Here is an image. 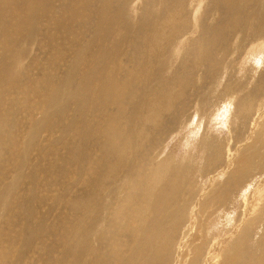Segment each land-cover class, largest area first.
I'll use <instances>...</instances> for the list:
<instances>
[{
    "label": "bare ground",
    "instance_id": "1",
    "mask_svg": "<svg viewBox=\"0 0 264 264\" xmlns=\"http://www.w3.org/2000/svg\"><path fill=\"white\" fill-rule=\"evenodd\" d=\"M97 1H99V0H97ZM101 1H103V7L98 6L99 8L97 9L96 12H98L99 16H102V17L104 16L105 20L107 19L106 23H104L102 28L99 27L97 24L96 25L94 24V26L88 27V25L85 21V12L82 10L81 4H79V0H0V143L2 144L3 138L7 137L6 130L9 127H11V125H13L11 118L14 115L15 116H17V115L21 116V118H23V120L21 118L20 119L22 121H24V123L29 124L28 127H26L27 132H29V134L28 133L24 134L25 133V131H24V133H22L20 139L17 140V141H19V147H20L21 143H22V145L24 144L23 145V149H24L23 152L24 153L26 150H29V147H31L35 143L36 140H38L39 136H41L42 133L44 134L47 131H53L55 134L56 133L59 134L58 141L50 140V139H52V137H54L55 134L52 137H50L48 145L46 147L47 151H46V153H44L45 155L43 156L42 153H41L42 156L39 155V160H40L39 162L40 163L37 165V168L35 170H33V168H31L33 171H29V172H25V171H27V167L25 166L27 163V156L23 154L24 156H18L16 158L17 155H14L13 150L15 148H17V146L16 147L14 146L15 148L13 149L12 145H10V147H8V148L7 147L4 148L0 145V243L2 241H5V244L7 245L6 248H8L11 252V253L10 252H8V253L10 254L11 258L15 259L14 261L7 262V264H25V263L33 264L32 260L35 257V255L31 259H28V258H26V256L28 255L27 251H34V252H38V253L41 252L42 253L43 246H40V244L44 243V242L39 243V242H36L33 240V239L39 238V239L45 241L46 237H44L42 235V233L47 236V240H48V238H52L51 241H52L53 246L56 245L57 247H60V249H62V251L58 250V252H59L58 254L55 252L57 255H55V253L51 254V255L49 253H46L43 255L40 254L37 258V260L39 259V261H40V263L37 261L39 264H105L103 262V260L99 258L101 255L98 254V248H99L98 246L99 245H97V243H96L95 248L89 249L87 247V241L84 240L80 249L76 252H73L70 249L69 242H71L70 241L71 234H73L77 231L83 230L84 229V222L91 217V213H93L94 211L96 212L99 209V207H101V205L98 204L99 203V195L101 194L103 196V194H104V195H106L105 199L113 201V197H112L114 195L113 193L116 192V194H117L118 191L121 192V196L119 195L120 197L115 199L116 200L115 205L120 206L119 208L122 209L123 212L129 214L128 220L131 221L132 224L133 223L135 224V226L133 225L132 229L136 232V234H134L135 237L132 236L133 238L131 239V243H130L132 245L130 246V248L127 249L126 251L120 250V252H122V253L118 252L119 255L117 254L118 256L116 255V258L113 259L114 264H180V261L182 259L181 254H182L184 248L187 246V244H191V242L194 240L193 237L196 234L200 237V238L196 239L200 243L198 246H196V243H194L192 247L193 248L196 247L195 249L197 251H201V249L198 247L203 246V240L210 243L211 238L213 239V241H217V240L221 239V237H222L221 233H217L216 237H209L208 238L207 231H206L207 229L204 230V227H206V226H204V225H206V222H205L206 219H204L202 217H201V219L199 218L200 221L198 222V226L196 225V223H197L196 221L199 219H197L196 221L195 220L191 221L190 224H187L189 222L182 221L181 216L180 217L176 216L179 220L177 218H176L177 220L172 219L170 221L169 220L163 221L161 219L162 218L161 216H163V215L165 216V213L169 209L173 208L174 207L173 205L175 203H177L176 202L177 198H175V197L173 198V196L178 194V193L175 194L176 192L174 191L175 193H173V194H175V195H170L169 197H167L166 192H165L166 194H164L163 191L162 192L158 191L159 194L156 193L157 187H161L163 184V183H161V181H162L161 177H163L162 174L164 173V169H165L164 167L166 165L165 163L174 164L175 167L174 166H172V167H174V169H179L180 167L183 166L182 165L183 159H178V163H176L175 161L177 158L176 159L174 158L175 155L173 153H169V155L171 154L170 159H167V156L160 158V161H161L160 163H163V164H161V165L155 164L153 166H150V164H149L150 167L146 168L147 164L141 165L140 160L136 159V154H135V149L137 147H140L141 144H145L146 150H147L146 153L151 154L152 151H154L153 147L156 146L154 144L157 143L159 140H161L162 137H163L162 141L164 140V138L166 137L167 131L163 130V131H165V132H163L160 130H153L152 129V131L148 132L149 130L145 128V124H147L149 119H150V121L152 119L156 120L157 116H161V115L163 116L164 113L171 111V109H173V106H175L177 104L176 101L178 99L181 101L182 98L180 99V97L185 96V95L184 96L182 95L183 90L181 89L182 88L181 84H179L178 81L173 84V83H169V82L166 83V82H164L165 80L163 81V79H162L163 82H162L160 87H153L154 78L152 76H150L148 73H146V71H147V68H150L152 66L150 61H152V63H154V64H156V62L159 61L157 65L158 66L162 65V67L164 66V62L162 60V54L160 52H162L163 49L165 50V45L170 44L169 39L173 38L175 31L178 32L179 30L186 28L185 22L187 21V18H185V15L182 13L181 9L177 10L173 7V4H172L173 0H158L160 2V5H163V13H165L166 16L169 15L173 20L177 21L179 26L177 25V23L175 24V21H172L169 18H166L165 22L163 24L164 27L163 28L161 27L162 32L158 33L152 27H149L146 24V22L141 24L139 27H136L135 24L137 22H135V21L132 22L131 21L132 17H131L128 21L129 23L126 22L122 25V28L125 31L123 32V29L121 30V27H120L122 34L121 33L117 34L116 33L118 30L117 25H116L118 23L117 18L121 14L129 13L128 12L129 10L126 9V6H124V4L128 5V3H130L132 0H119V2H120L119 8L120 9H116V10L114 9L113 10L114 11L113 13H115L114 15L110 11V9H112V4H108V5L106 4L107 2H110V1H108V0H101ZM200 1H202V0H200ZM199 3H198V6H199ZM105 4L107 6H105ZM149 4H151V3H149ZM181 5H182L183 11L185 13H187L188 10H187L186 3H182L179 6H181ZM188 5H190V4H188ZM104 6H105V8H104ZM145 6H146V4H145ZM91 7H93V6H91ZM153 7H155V6H153ZM153 7L151 8V6H150L151 11L153 10ZM196 7H197V3H196ZM64 8H65V10H64ZM116 8H117V5H116ZM131 11H133V10H131ZM149 11L150 10H147V12H149ZM209 12H210V14L212 13V15L218 14L219 19L215 20V23H213L211 25H207V23L205 24V26L203 27V30H201L200 34H199L203 37H198V39L195 41L196 47L201 48L204 46V48H206L205 46H208L210 48V50H213V53L216 52V54H217V51H219L221 49L223 51L226 50L227 49L226 45H227V43L229 44L228 41L230 40V38L235 37L236 42H237V50H238V48L241 50L244 49L246 51L247 61L251 62V63H248L245 60H244V62L241 60L244 64L240 63L241 65H239V66L241 68H243V70L242 69H240V70L244 71V68L249 66L250 70L248 71V75L250 74V77H249L248 81L254 80L255 78L253 75H255V72H256V70H254V69H256V67H258V66H256V64L258 63L259 55L261 54V52L263 53V50L261 49V47L264 46V0H214V3H211V7L209 9ZM98 14H97V16H98ZM149 14H150V12H149ZM145 15H146V13H145ZM154 17L157 20L158 19L159 20L157 22H155L153 25L160 24L162 19L160 20V18H159L160 16H159L158 12H157L156 16H154ZM109 22L111 23V25H110V27L106 28V26L108 25ZM193 22H194V19H193ZM84 25H87V26H84ZM118 25H119V23H118ZM113 26L117 30L114 29ZM197 26H198V23L194 22L193 25H191V29L197 30ZM97 30H99V31H97ZM120 30H118V31H120ZM89 31H93V33L89 32ZM197 31H199V30H197ZM136 32H139V34H141V33L144 34L146 43L145 44L143 43L144 44L143 47L140 46V48H135L137 50V56H130L131 53H130V55H125V54H128V53H126V51L128 52V50H129V49H127L126 51H123V49L129 48V46L125 42L128 43V40H129L130 46L131 47L135 46L136 44H134L135 42L133 41L132 37H135ZM22 33L24 34V38L21 36ZM94 33H96V35H97L96 39L91 40L90 38L86 37V36H92ZM15 34H17L16 37L14 36ZM163 34L166 36V44L160 42L161 36ZM207 35H208V37H207ZM179 37H180V35H179ZM78 38H86V39L85 40L83 39V42H82ZM206 38H208V39H206ZM21 39L26 43L25 48L29 46L31 49L32 48L35 49L36 46L39 47V45L40 44L43 45V43H44V45L51 44L50 46H48L49 50H51V53L48 56L49 58L47 57L46 61L44 59H43L44 61H41V58H40V60L38 59L40 62H42V63L44 62V66H47V69H49L48 70L49 72L46 75L44 72V67L39 63V61H37L33 58H32L33 60H31L28 64H24L21 61V59L25 56V48L23 50H21L19 48V47L24 45L21 42ZM97 40H99L100 45L97 44ZM138 40H140V39H138ZM94 44L98 45L97 48H95L96 46L94 47ZM88 47H90V48L88 49ZM122 47H123V49H121ZM158 47H159V51H157ZM196 47L194 48V50L197 52V54H196V58H197L198 57V51H197ZM39 48H40V51H42L41 50L42 47L40 46ZM87 49L89 50L88 52H86ZM37 51L35 53H37ZM139 52H140V55H139ZM234 52H236V51L234 50ZM84 54H85L86 58H88V57L90 58L89 61H86V59L85 60L82 59ZM40 55H41V53H40ZM232 55H234V53ZM244 55H245V53H244ZM4 56H9V58L6 61H4L3 60ZM215 56H217V55H215ZM28 58H31V57L29 56ZM43 58H46V57H43ZM23 59L26 60L25 58H23ZM260 59H261V57H260ZM175 60H177V59H175ZM204 60H205V57H204ZM213 60H215V59H213ZM250 60H252V61H250ZM66 61H68V63L62 64V63H65ZM203 62H205V61H203ZM207 62H208V60H207ZM245 62H247L248 64H246ZM173 64L175 65V62H173ZM66 65L68 67H70V69L69 70L66 69L67 72H65V73H67L68 77L63 82L60 78H61V76L62 77L64 76V75H62L64 73L63 70L65 71L63 66L65 67ZM75 66H78V70H79V72H81L80 77H79L80 74L79 73L77 74V72H75V69H74ZM61 67L63 69L61 72H63V73L61 74V76L57 75L60 77L57 80L54 78L52 73L57 72L60 74L61 73L60 72ZM214 67L216 68L215 65H214ZM259 67H260V62H259ZM21 68H24L23 72L25 73L22 80L18 79L19 77H21V75H19V74H18L19 75L18 78L14 77L15 74H17L18 69H19V72H20V70L22 71ZM208 68H209V66H208ZM15 70H16V73L14 74ZM209 70L211 71V68ZM214 71L216 73V70H214ZM213 72L210 74V76H213L212 75ZM244 72H241L242 75L245 74ZM75 73L77 74L75 76H76V80L78 79L77 80L78 82L75 81V83H73L74 78H75L74 77ZM164 73H166V72H164ZM206 73H207V71H206ZM204 74H205V72H204ZM256 74H257V72H256ZM55 75H56V73H55ZM166 75H168V74H166ZM217 75H219V74H217ZM171 76L173 77V74H171ZM219 76H221V75H219ZM252 76L254 79H251ZM176 77H178V76H176ZM197 77L199 78V76H197ZM217 77L215 75V79ZM96 78L98 81L96 80ZM213 78L214 77H212L211 79H213ZM221 78H219V79L222 81ZM54 79L57 80V82ZM179 79H181V78H179ZM219 79L218 80L213 79V80L216 81V83H218V81L220 83ZM208 80H210L209 77H208L207 81ZM168 81H170V80H168ZM173 82H174V80H173ZM197 82H199V81H197ZM233 82H235L234 86L247 85L248 84V83L247 84L243 83V79H237V80L235 79V80H233ZM262 82H264V81H262ZM255 83H257V82H255ZM255 83H254V86H255ZM212 84H214V82ZM199 85H201V84L199 83ZM202 85H203V83H202ZM220 85L221 84H219V86ZM258 85H256V88L253 87L254 89L251 92L252 96H250L248 98V99H250L248 104L246 103L247 99L245 98V100H244L242 97V95H245V92H244L245 90L242 91V92H244V94H240L244 103L247 104L246 109H244V108H242V109L245 110L243 116L248 117V120H251L252 114L255 113V112H253L255 106L252 104L250 105V103L253 101L254 96L259 97V95H257V94L259 92H262V88H261L262 86L259 85L260 87L258 88ZM210 86L212 87L211 84H210ZM214 86L215 85H213V87ZM217 86H218V84L216 85V87ZM206 87L207 86H205L204 88H206ZM207 88L209 90V87H207ZM230 88L227 89L224 93L226 96L230 95V97H231V95H233V92L231 91ZM245 88H247V90H248L247 86ZM190 89H191V87H190ZM218 89H217V91H218ZM240 89H241V87H240ZM247 90H246V92H248ZM263 90H264V88H263ZM198 91L200 92V89ZM201 91H203V90L201 89ZM249 91H251V90H249ZM189 92L192 95V92L190 90H189ZM199 92L198 93L195 92V93L200 94ZM206 92H207V90H206ZM221 93H222V91H221ZM185 94H187V93L185 92ZM237 94H235L234 97L235 96L237 97ZM205 95H206V93H205ZM249 95L250 94H247V96H249ZM202 96L203 95H201L199 98H201ZM189 97H190V95H189ZM244 97H246V95ZM5 98H7L9 101L7 102V100H6L7 103L4 104V103H2V100ZM17 98L20 99V102L22 101V103L20 105L15 103V100ZM191 98H192V96L190 98L187 97L186 102L183 101L184 103H181V104L176 106L178 109L171 111L172 113L169 114L170 116L168 115V118H170L169 119L170 123H173L176 120V117L179 115V113L182 110H183L182 111L183 114L186 112L185 110H187V111L190 110L189 109V107H190L189 103L192 101ZM194 98H195V96H194ZM233 98H231V99L229 98L230 101H232ZM197 99H196V101H197ZM121 100H123V103L125 106H129L130 110H127L128 108L126 107L127 108L126 109L125 106L120 103ZM208 100H210V99H208ZM211 100H213V98ZM239 100H241V99H239ZM239 102H242V101H239ZM253 102H255V101H253ZM192 104H194V103H192ZM229 104H231V103L227 102V107H228L227 110L229 111V109L232 108V109H230V111L232 112V110H233L232 104H231V107L229 106ZM246 104H245V106H246ZM196 105H199V104H196ZM224 105H225V102H224ZM242 105H243V102H242L241 106ZM56 106H58L57 107L58 109L61 107L65 111L59 112V111H57L58 109L52 108V107H56ZM205 106H206V104H205ZM221 106H223V104ZM109 107L111 109L115 108V111L109 110ZM239 108H240V105H239ZM236 109H238V108H236ZM217 110H218V107H217ZM217 110H215L216 112L214 111L215 115L216 114L220 115L217 113L218 112ZM223 110H225V109L223 108ZM227 110H225V111H227ZM203 112L204 111H201V114ZM219 112H220V110H219ZM263 112H264V110L260 113V115H263ZM229 113L230 112H228V114ZM197 114L198 113H196V115ZM201 114H199V115H201ZM228 114H226V116H228ZM237 114H238V112H237ZM237 114L235 115L236 118H238ZM190 115L192 116V114H190ZM217 115H216V117H218ZM231 115H234V114H231ZM216 117H214V118L217 120V122H218V120L220 121V119H217ZM230 117L232 118L233 116L229 115V119L232 120ZM116 118L119 119L120 123L117 121ZM160 118L162 119V117H160ZM186 118L187 117L184 118V116H183L181 118V120L178 119V121H180V122L177 121V125H181L180 123H183V122L185 123ZM214 118L211 117V119H213V120H209L211 122L213 121L212 126L213 125L214 126H220V124H219L220 122H218V125L213 124V123H216V122H214L215 121ZM32 119L36 120V122L32 123L31 122ZM233 119H234V117H233ZM257 119H258V121H256V122H258V124H260L259 123L260 118L257 117L255 120H257ZM56 120H58V121H56ZM230 120H229V122H230ZM238 120L239 119H237V120L235 119V122L239 124V122H237ZM248 120L246 119L245 122L248 123L249 122ZM160 122H161V120H160ZM196 123H198V121ZM236 123L234 125H236ZM198 124L200 125V123H198ZM238 124L236 127H238ZM255 124L256 123L250 124V129L248 127L249 134H248L247 138L249 137V140L246 141V143H247L251 140V142H249V143H252L254 145V147L251 148V146H249L250 149H246L249 147H243V145H240L236 150L234 149L235 150L234 153L228 154L226 160L223 158L225 160L224 166L221 167L222 168L221 172L220 171L217 172V175L219 174V172H220V174L224 175V173H223L224 171H227L230 168H232L231 170H229V171L233 170V172H231V173L236 172L237 174H241L243 176V174H242L243 169L246 168V166L248 164H250L254 159H255V161H257L261 165V167L263 166V168H264V144L260 143L261 141H264V139L261 140L262 139L261 133L258 132L260 130L256 129L257 125H255ZM209 125H210L209 126L210 128H208V129L214 130V128L213 129L211 128L210 123H209ZM230 125H231V123H230ZM230 125H229V128L231 129L233 126H230ZM242 125H243V123L241 125H239V127H238V128H240V130H241L240 126H242ZM205 126L208 127V125H206V124L204 125V127ZM244 126L246 127V124ZM3 127L6 128L4 133L1 132V128H3ZM172 127H174V126H172ZM258 127H260V126H258ZM16 128H17V126H16ZM29 128H30V131H29ZM52 128H55V129H52ZM148 128H149V126H148ZM170 128H171V126H170ZM242 128H243V126H242ZM150 129H151V127H150ZM217 129L218 128H216V130ZM168 130H171V129H168ZM205 130H207V129H205ZM197 132H198V130H197ZM232 132H233V130H232ZM240 133H242V132H240ZM190 134H188V135H190ZM219 134H220V132H219ZM15 138H16L15 135L11 136V140L14 143H15ZM203 138H205V137H203ZM227 138H229V137H227ZM183 139L185 140V138H183ZM188 139H190V138H187V140ZM232 139H234V138L232 137ZM41 140H42V136L39 138V141H38L39 145L35 146V148L33 150H35V151L40 150L39 146L41 144ZM168 140L170 141V139H168ZM202 140L203 139H201L200 141H201L203 147L209 143V141H207V140L203 141V142H202ZM224 141L222 143H225ZM179 142H181V139L179 140ZM237 142H238V140H237ZM36 143H37V141H36ZM187 143L188 144L186 147H189L190 141L188 140ZM235 143H236V141L234 142V144ZM246 143L244 142V144H246ZM258 143H259V145H258V147L256 146L257 148L255 149V145ZM182 144L183 143L181 142L180 145H182ZM209 144L213 145L212 143H209ZM225 145L226 144H223V146H225ZM231 145H232V142H231ZM216 146H218V145H216ZM181 147L180 148L176 147V148L181 149ZM220 147H222V146H220ZM2 148H3V151H2ZM212 148H214V145ZM192 150L194 151V149H192ZM208 150H209V147H208ZM216 151H215V153H216ZM140 152H142V151H140ZM157 152H159V151H157ZM190 152H186L187 153L186 157ZM197 153H199V152L197 151ZM200 153H201V156L200 155L199 156L203 158V156H202L203 153L202 152H200ZM16 154H18V153H16ZM176 154H177V151H176ZM193 154H192V156H193ZM205 154H206V152H205ZM210 154H211V152H210ZM30 155H32V153ZM148 155L149 154H147V156H145V157L147 158ZM156 155L158 156V154H156ZM159 155H161V154L159 153ZM206 155H209V153ZM183 156L185 157L184 154H183ZM195 156H197V155H195ZM234 156H236V157H234ZM34 158H35V156H34ZM206 158H205V160H206ZM213 158H215V160H216L215 156ZM15 159H17V160L15 161ZM152 160L153 159H151V161ZM157 160H158V157H157ZM170 160H171V162H170ZM196 160H197L196 158L192 157V159H188V160L186 159V163L185 162L184 163L188 164L189 166H191V164H192V166H193L196 163ZM201 160L203 161V159H201ZM147 161H149V159H147ZM154 161L156 162V160H153V162ZM211 161H213L212 158H211ZM217 161H219V160H217ZM207 162H208V160H207ZM209 162H208V164H209ZM28 163L31 164V162H28ZM145 163H147V162H145ZM210 163H211L210 164L211 167H212V165L216 164V163H212V162H210ZM205 167H203V168L205 169ZM253 167H255V166H253ZM182 168L186 169V166L184 165ZM182 168H181V170H182ZM7 169H12L13 172L15 170V173L13 176H10V173H9V176L14 177V178H12L11 182L7 181V183L5 185L6 188H4V186H2L4 184V182H2V181H4L5 178L2 179V176L7 174ZM200 169H201V167H200ZM206 169L208 170L207 167H206ZM37 170H39V172H40V170H42L44 172L43 173L44 175L41 172L39 173V174H42L44 176L43 177L44 179H42L40 177L42 179L41 182L45 181L46 183H48V185L46 187L49 188V190H50V188H52L51 183H53L55 180V179L51 178V175L54 178H55V175H57V174H59L61 176L63 175L62 176L63 179L60 177L59 178L62 179L61 180L62 186L64 185L62 188H64V190L62 193H60V194L58 193V196L55 197L56 200H54L55 198L53 199L54 203H52V205L51 204L47 205L45 202H43L48 207L50 206V208H47L48 210L46 209L47 211L45 212V214H44V212H42L44 214L42 220H40V218H39V221L37 223H33L31 221V219L34 216L33 205L36 203V201H38L37 195H36L37 189H36V187L34 188V185L31 184L29 186H31V187L33 186V187L30 191H28L29 187H28V189H25L27 187L23 188L22 185L24 182H22V180L27 178V177L23 178V175L24 176H27V175L32 176L33 175V177H35V175L37 176V173H36ZM195 170H197V169H195ZM207 170H205V171H207ZM262 170H260V171L262 172ZM178 171H180V170H178ZM190 171H192V169ZM119 172L123 173V177L125 179L124 182L122 183L123 185L121 187V183H120L121 181H120L117 184V186L114 187L115 189H113L111 191V190H109V186H107V188H106V183L110 182L109 181L110 177H113V175H118ZM167 172L169 173L170 171L167 170ZM183 172H184V170H183ZM193 172L194 171L190 172V174ZM186 173H187V175H190L188 172H186ZM186 173L184 172L185 175H186ZM201 173H206V172H204V170H203V172L201 171ZM207 173H208V171H207ZM236 173H234V174H236ZM244 173H245V171H244ZM174 174H176V173H174ZM209 174H210V172H209ZM263 174H264V172H263ZM197 175H200V174L198 173ZM217 175H215V176H217ZM225 175H227V174H225ZM258 175H260V174H258ZM215 176H212L211 178H214ZM247 176H249V175H247ZM250 176H252V175H250ZM33 177H31V178H33ZM68 177L71 179H69ZM181 177L180 178L178 177L179 183H182V184L185 182H187V184L190 183L188 181L190 179V177L188 180L185 179L184 177L183 178H181ZM193 177L198 178L194 175H193ZM232 177H230V181L228 184L237 183V179H235V177L234 178H232ZM170 178L171 177H169V179ZM205 178L206 177H204V179ZM227 178H226V181H227ZM52 179H53V182H51ZM201 179H203V178H200V180ZM8 180H9V177H8ZM28 180H30L28 182H31L34 179H28ZM36 180L38 183L39 178ZM118 180H120V178ZM197 180H198V182L200 181L199 179H197ZM172 181H173V179H172ZM193 181H194L193 183H196L195 180H193ZM216 181L215 182L218 183L219 180H216ZM221 181H224L223 183H225V179L221 180ZM252 181H254V180L252 179ZM198 182L195 186L192 185V183L190 185L193 186L192 189L194 188L193 193L200 195L199 190H197V188H198V186H200L199 184L202 183V180L200 183H198ZM25 183L27 184V181H25ZM32 183L33 184L36 183L35 180ZM204 183H205V181H204ZM213 183H214V181H213ZM39 184H41V183H39ZM57 184H58V182H57ZM205 184H207V180H206ZM259 184L264 190V177L261 179ZM214 185H215V183H214ZM220 185H222V184H220ZM220 185L218 183V185H216L217 187L214 186L213 190H212V183L209 182V185L206 187V189L203 190L204 192H203L202 196L204 194L207 195L208 190H209V192H213V193L219 191L220 194L217 195V201L216 202L217 203L225 202L226 201L225 197L227 196V195H225L226 191L224 192V190H225L224 187H223V190H221L222 188L219 190ZM235 186H236V184H235ZM54 187H55V184H54ZM177 187L178 186H175V188H177ZM203 187H204V185L201 184V191L200 192H202ZM226 187H227V185H226ZM246 187H247V185H246ZM42 188H43V186H42ZM178 189H180V188H178ZM230 189H233V188H230ZM22 190L24 191V193H20ZM42 190H44V188ZM49 190H48V192H49ZM54 190H55V188H54ZM169 190L171 191L172 189H169ZM186 190L188 191V189H186ZM70 191H73V192H71V194H70L69 193ZM6 192H8L7 193L8 196L5 195ZM162 193L164 194L163 197L164 198L167 197V199H161L162 197H160V196ZM180 194H181V191H180ZM185 194H186V192H185ZM210 194L212 195V193H210ZM249 194L251 195V193H249ZM3 195H5V196H3ZM45 195H46V193H45ZM153 195L155 197H152ZM18 196H19V198L21 196V199L23 200V203L21 204V206L18 207V210L22 211L24 214V220L23 221L19 220V217L17 215H10V212H9V210L14 208L13 206L15 205V202L13 203V201H15V199L18 200V198H16ZM44 196H43V198H44ZM192 196H194V195H191L189 198L192 199ZM257 196H259V195H257ZM50 197H52V196H50ZM180 197H178V198H180ZM211 197L214 198L213 195ZM114 198H115V195H114ZM206 198H209V197L207 196ZM236 198H233V199H236ZM253 198H254V196H253ZM257 198H259V197H257ZM191 199H189V200L193 201ZM209 199H211V198H209ZM17 200H16V202H17ZM160 200L162 201L161 205L159 202ZM200 200H201V198H200ZM200 200H199V203L201 204L202 201L200 202ZM183 201H184V199H183ZM204 201L206 202V199ZM10 203H13V204L11 206H9ZM48 203H50V202H48ZM101 203H102V201H101ZM154 203L157 205H155ZM206 203H208V202H206ZM206 203H205V206H206ZM106 204H108V203H106ZM200 204H199V206H200ZM202 204H201V206H202ZM229 204L232 205V203H229ZM244 204H245V208L243 209L241 214L239 213V218L242 219V221L240 223H241V225L244 226L245 221L246 220H249V221L247 224H245L243 231H245V229H247V227H249V226H254V225L259 224L260 225V227H259L260 234H259V237L257 239V242L259 244H257V245L258 246H264V238H263V235H264V196H263V198H260L256 204H253L252 197L248 196L246 198V201H244ZM177 205L179 206V204H177ZM197 205H198V203H197ZM207 206H209V205H207ZM207 206H206V208H207ZM218 207L220 208V206H218ZM234 207L236 209V206H234ZM107 208H108V206H107ZM117 208L118 207H116L115 210H117ZM206 208H204V209L206 210ZM110 209H113V208L110 207L109 210ZM216 209H217V207H216ZM41 210H42V208H41ZM135 210H136V212H135ZM195 210L201 211V208H198V210L197 209H195ZM205 210L203 212H205ZM189 211H187V212H189ZM214 211H215V209H214ZM222 211L224 212V209ZM14 212H15V210H14ZM22 212H20V214ZM115 212H114V214L113 213L112 214L115 215ZM168 212L170 213L171 216L176 214L175 210H172L171 212L168 211ZM180 212H182V211H180ZM203 212L201 211V213H203ZM213 212H212V214H214ZM117 213H118V211H117ZM125 213L123 214L124 216H125ZM107 214L111 215V212L107 213ZM220 214H221V212H220V210H218L217 215L220 216ZM101 215H103V214H101ZM118 215H121V213H118ZM185 215H187L186 217L188 218L189 214L184 213V216ZM203 215L204 214H202V216ZM217 215H216V217H217ZM224 215H225V213H224ZM234 216H235V214H234ZM113 217H114V219H111V220L112 221L116 220L115 216H113ZM113 217L110 216V218H113ZM167 217H168V215H167ZM193 217H194V215H193ZM204 217H206V216H204ZM216 217L214 218V220L217 219ZM101 218H99V219H101ZM121 218H122V215H121ZM121 218H119V219L117 218L118 222L121 220ZM137 218L142 220L141 223L140 222L138 223V220L136 221ZM195 218H197V217H195ZM163 219H165V217H163ZM16 220L21 221L20 223L23 224V227L15 228V229L13 228L11 230L9 227L11 226L12 222H17ZM105 220H107L106 222L110 223L108 221V219H105ZM211 220L213 223V218ZM211 220H210V222H211ZM228 220H229V218H228ZM219 221H220V219H219ZM238 221H239V219H238ZM148 222H149V224H148ZM215 222L216 221H214V223ZM225 222H226V220H225ZM122 223L124 224V222H122ZM125 223H126L125 224L126 227H124L123 225H121V226H123V228H128L127 222H125ZM128 223H130V222H128ZM212 223H211V226L213 227ZM217 223L218 222H216L215 224H217ZM238 225L239 224H237V227H238ZM241 225L239 228H241ZM208 226H210V224H208ZM129 227H130V225H129ZM237 227L234 228V230H232V228L228 229L227 235H225L220 241L210 244L211 246H208L209 248L208 247L206 248L208 250V254L207 255L204 254L202 264H255L254 261H255L256 256L254 257L253 255H246L247 248L244 247V245H245L244 241L245 240L242 241L243 238H242V240L238 238L240 235H242V232H243L242 230H241L242 231L241 234L236 238L237 232L235 230L237 229ZM119 228L120 227L118 226V229ZM181 228H184V229L187 228L188 235L185 236L184 238L180 237L178 245H177L178 247L174 248L173 245L177 243V238L175 236L179 233V229H181ZM255 228H257V226ZM57 229H59V230L56 231ZM105 229H103V231ZM107 230H110V229L107 228ZM115 230H116V227H115ZM115 230H114V232H115ZM124 230H127V229H124ZM239 230L240 229H238V232H239ZM220 231L222 232V228H219L218 232H220ZM133 232H132V234H133ZM255 232H257V231H255ZM253 233H254V231H253ZM122 234L123 233H121V236H122ZM125 234H123V235H125ZM127 234H129V233L127 232ZM224 234H226V232ZM116 236H119V235H116ZM126 236H124L125 237L124 239L128 238V236L127 237ZM233 236H235L234 242L240 243L241 245L236 246L234 244L232 251H230L229 253L227 252L228 254H226L225 250L222 251L221 246H224V244H225L224 239L225 238H228V240H229V238L231 237V239H232ZM245 236H247V235L245 234ZM108 237H109V235H108ZM99 238H101L100 241H102V237L99 236ZM109 238H111V237H109ZM97 239H98V236H97ZM116 241L113 244H116ZM127 241L129 242V240H127ZM104 242L105 241H103L102 244ZM108 244H110V242ZM119 244H120V242H119ZM48 245L52 248V246L50 244H48ZM105 245H107V244H105ZM118 245H116V246H118ZM124 245L125 244H123L122 246H124ZM126 245H128V244H126ZM56 246H54L53 248H55ZM46 247H45V249H46ZM57 247H56V249H57ZM106 247H108V246H106ZM126 248H128V247H126ZM0 249H1L0 252H3V257H6L4 249L3 248H0ZM120 249H122V248H120ZM46 250H48V249H46ZM107 251H109V250H107ZM48 252H50V251H48ZM13 253L17 256H21L20 259H19V257H14ZM98 255H99V257H98ZM102 257H104V256H102ZM108 257H109V255H108ZM50 258H51V260H49ZM194 262H195V260H190V263H194ZM35 263H36V261H35ZM0 264H1V259H0Z\"/></svg>",
    "mask_w": 264,
    "mask_h": 264
},
{
    "label": "rangeland",
    "instance_id": "2",
    "mask_svg": "<svg viewBox=\"0 0 264 264\" xmlns=\"http://www.w3.org/2000/svg\"><path fill=\"white\" fill-rule=\"evenodd\" d=\"M108 1H110V2H107L106 4L108 5V4H112V9H110V11L112 12V14L114 15L115 13H113L114 11V9L116 10V9H120L119 7H120V2H119V0H108ZM117 1V2H116ZM190 1V2H189ZM200 3H199V2ZM81 2V3H80ZM115 2V3H114ZM137 2V3H136ZM143 2V3H142ZM173 3V7L175 8V9H181L182 10V13L185 15V18H187V21L185 22V24H186V28L185 29H181V30H179L178 32H176L175 31V33H174V36H173V38H171V39H169V45H165V50L163 49L162 50V52H160L161 54H162V60H163V62H164V66L162 67V65H157L158 64V62L159 61H157L156 62V64H154V63H152V61H150L151 62V67L150 68H147V71H146V73H148L150 76H152L153 78H154V83H153V87H160L161 86V84H162V82L164 81V82H166V83H175V82H179V84H181V89L183 90L182 91V95L184 96V97H180V99L182 98V100L180 101L179 99L176 101L177 102V104L175 105V106H173V109H171V111H174L175 109H178L176 106L177 105H179V104H181V103H184L183 101H185L186 102V98L188 97V98H190L191 96H192V101L189 103L190 104V107H189V109L191 110H189V111H187V110H185L184 112V114H183V110L179 113V115L176 117V120L173 122V123H170L169 121V119L170 118H168V115L169 114H171L172 112L171 111H169V112H167V113H164L163 114V116L161 115V116H157V119L156 120H154V119H152L151 121H150V119L148 120V122H147V124H145V128L146 129H148L149 131L148 132H150V131H152V129L153 130H160V131H163V130H165V131H167L166 132V137L164 138V140L162 141V139H163V137L161 138V140H159L157 143H155L154 145H156V146H152L153 147V150L154 151H152V155L150 154V153H146L147 152V150H146V145L145 144H141L140 145V147H137L136 149H135V154H136V159H139L140 160V162H141V165H146V168H149L150 166H153V165H155V164H159V165H161V164H163V163H160L161 161H160V158H163V157H165V156H167V159H170V157H171V154L169 155V153H173L175 156H174V158L176 159V163H178V159H183V162H182V165L184 166H186V169H183L182 167H180L179 169H174V164H169V163H165L166 165H165V169H164V173L162 174L163 175V177H161V183H163L162 184V186L161 187H157V189H156V193H158L159 194V192L158 191H163L164 192V194H166L167 193V197H169L170 195H175V194H177V195H175V196H173V198L175 197V198H177V200H176V202L177 203H175L173 206V208H171V209H169L168 211H172V210H175V213L176 214H174L173 216H171L170 215V213L168 212H166L165 213V216L163 215V216H161L162 218V220L164 221V220H172V219H175V220H177L178 218L177 217H180L181 216V220L182 221H185V222H189V223H187V224H190V222L191 221H193V220H197V219H201V217L202 218H204V219H206L205 220V222H206V225H204V226H206V227H204V230L205 229H207L206 231H207V236H208V238L209 237H216L217 236V233H221L222 235V237H221V239L225 236V235H227L228 233V229H231L232 228V230H234V228H236L237 227V224H239L238 225V227H237V229L235 230L236 232H237V236H236V238L241 234V232L243 231V228H244V226H245V224H247L248 223V221L249 220H246L245 221V223H244V226L243 225H241V221H242V219H240L239 218V213L241 214L242 213V211H243V209L245 208V204H244V201H246V198L249 196V197H252V199H253V204H256L257 203V201L260 199V198H263V196H264V190H263V188L260 186V184H259V182L261 181V179L264 177V174H263V172H264V168H263V166L261 167V165L257 162V161H255V159L250 163V164H248L247 166H246V168H244L243 169V176L241 175V174H237L236 172H234V173H236V174H234V173H231V172H233V170L232 171H229V170H231L232 168H230L229 170H227V171H224L223 173H224V175L223 174H220V172L222 171V166H224V161L227 159V155L228 154H233L234 153V151L240 146V145H243V147H249V146H251V148L252 147H254V145L252 144V143H249V142H251V140L249 141V142H247L246 143V141L247 140H249V137L247 138V136H248V134H249V129H250V124H252V123H256L255 125H257L256 126V129L257 130H260V131H258V132H260L261 133V140H263L264 139V112H263V115H260V113L264 110V90H263V88H264V82H262V81H264V46H262L261 47V49L263 50V53L261 52V54L259 55V59H258V65L256 64V66H258V67H256V69H254V70H256V72H257V74H256V72H255V75L257 76H255V75H253L254 76V78H253V76H252V78L251 79H254V80H250V81H248V79H249V77H250V74L248 75V71L250 70V67L248 66V67H246V68H244V71H241L240 69H242L243 70V68H241L239 65H241L243 62H244V60L245 61H247V59H246V51L244 50V49H239L238 48V50H237V42H236V39H235V37H233V38H230V40L228 41L229 42V44L227 43V45H226V47H227V49L226 50H219V51H217V54H216V52H214L213 53V50H210V48L208 47V46H205L206 48H204V46L203 47H196V45H195V41L198 39V37H203V36H201V35H199L200 34V31L201 30H203V27L205 26V24L207 23V25H211V24H213V23H215V20H217V19H219L218 17H219V15L218 14H215V15H212V13L210 14V12H209V9H210V7H211V3H214V0H202V1H200V0H173L172 1ZM189 2V3H188ZM148 3V4H147ZM149 3H153L152 5L151 4H149ZM155 3V4H154ZM182 3H186V5H187V10H188V12L187 13H185L184 11H183V9H182V5L181 6H179L180 4H182ZM193 5H192V4ZM196 3H197V7H196ZM198 3H199V6H198ZM79 4H81V7H82V10L85 12V21H86V23H87V25H88V27H91V26H94V24L96 25H98L99 27H103V25H104V23H106V20H105V18H104V16L102 17V16H99V14H98V12H96L97 11V9L100 7V6H102L103 7V1H101V0H99V1H97V0H79ZM97 4V5H96ZM105 4V6H107ZM117 5V8H116V5ZM145 4H146V6H145ZM188 4H190V5H188ZM65 6V5H64ZM63 6V7H64ZM90 6V7H89ZM91 6H93V7H91ZM99 6V7H98ZM105 6H104V8H105ZM124 6H126V9L127 10H129L128 12L129 13H126V14H121V15H119L118 16V18H117V22L119 23V25H118V23L116 24L117 25V29L118 30H120V27H121V30L123 29L122 28V25L124 24V23H126V22H128L129 21V19L131 18V21L132 22H137L135 25H136V27H139L141 24H143V23H145L146 22V24L149 26V27H152L154 30H156L158 33H160V32H162V28L164 27L163 26V24H164V22H165V19L166 18H169L170 20H172V21H175V20H173L169 15H165V13H163V5H160V2L158 1V0H132L130 3H128V5L127 4H124ZM150 6H151V8L153 7V6H155V7H153V10L151 11V8H150ZM192 8H191V7ZM115 7V8H114ZM157 7V8H156ZM180 7V8H179ZM92 8V9H91ZM132 8V9H131ZM156 8V9H155ZM146 9V10H145ZM197 9V10H196ZM64 10H65V8H64ZM131 10H133V11H131ZM147 10H150L149 12H150V14H149V12H147ZM201 10V11H200ZM222 11V10H221ZM157 12L159 13V18H160V20H161V22H160V24H158V25H153L155 22H157L158 20L154 17V16H156V14H157ZM145 13H146V15H145ZM97 14H98V16H97ZM134 14V15H133ZM149 16H148V15ZM164 14V15H163ZM132 15V16H131ZM151 16V17H150ZM227 17V16H226ZM137 18V19H136ZM196 18V19H195ZM97 21H96V20ZM193 19H194V22H197L198 23V26H197V30H199V31H197V30H194V29H191V25H193ZM96 22H95V21ZM164 20V21H163ZM120 21V22H119ZM184 21V20H183ZM129 23V22H128ZM149 23V24H148ZM177 23V21H175V24ZM87 25H84V26H87ZM110 25H111V23L109 22L108 23V25L106 26V28H108V27H110ZM177 25H178V23H177ZM179 26V25H178ZM82 27V26H81ZM114 27V26H113ZM162 27V28H161ZM114 29H116L115 27H114ZM116 29V30H117ZM117 30V34H122V31L120 32V31H118ZM97 31H99V30H97ZM125 30L123 29V32H124ZM181 31V32H180ZM89 32H92L93 33V31H89ZM141 33V32H140ZM179 33V34H178ZM194 36H193V35ZM16 35L17 34H15L14 36L16 37ZM179 35H180V37H179ZM183 35V36H182ZM21 36L24 38V34L22 33L21 34ZM140 36V37H139ZM87 38H90L91 40L92 39H96L97 38V35H96V33H94L92 36H86ZM163 37V38H162ZM207 37H208V35H207ZM229 38V37H228ZM78 39H80L82 42H83V39L85 40L86 38H78ZM132 39H133V41L135 42L134 44H136L135 46H130V43H129V40H128V43L127 42H125L128 46H129V48H126V49H123V47L121 48V49H123V51H126L127 49H129L128 50V52L126 51V53H128V54H125V55H130V53H131V55L130 56H137V50L135 49V48H140V46H144V44L146 43V40H145V37H144V34L143 33H141V34H139V32H136L135 33V37H132ZM138 39H140V40H138ZM163 39V40H162ZM165 39V40H164ZM206 39H208V38H206ZM162 40V41H161ZM164 41V42H163ZM171 41V42H170ZM21 42L24 44L23 46H21V47H19L21 50H23L24 48H25V46H26V43L21 39ZM160 42L161 43H164V44H166V36L163 34L162 36H161V39H160ZM138 43V44H137ZM144 43V44H143ZM179 43V44H178ZM236 43V44H235ZM97 44L98 45H100V42H99V40H97ZM51 44H48V45H44V43H43V45H39V47L41 46L42 48H41V50L43 51H40V48L38 47V46H36L35 47V49H31L29 46L28 47H26L25 48V56L23 57V58H25L26 60H24L23 58L21 59V61L24 63V64H28L31 60H33V59H35V60H37V61H39L40 60V58H41V61H46V59H47V57L49 56V54L51 53V50H49V48H48V46H50ZM98 45H96V44H94V47L95 48H97V46ZM45 46V47H44ZM44 47V48H43ZM93 47V48H94ZM197 48V51H198V57L196 58V54H197V52L194 50V48ZM233 47V48H232ZM39 48V49H38ZM90 47H88V49H89ZM92 48V47H91ZM209 48V49H208ZM87 49V51L86 52H88L89 50ZM133 49V50H132ZM208 49V50H207ZM232 49V50H231ZM38 50V51H37ZM48 50V51H47ZM234 50L236 51V52H234ZM33 51V52H32ZM37 51V53H35ZM140 51V50H139ZM157 51H159V47H158V50ZM164 51V52H163ZM223 51V52H222ZM233 51V52H232ZM31 52V53H30ZM177 52V53H176ZM31 55H30V54ZM40 53H41V55H40ZM44 53V54H43ZM125 53V52H124ZM200 53V54H199ZM234 53V55H232V54ZM244 53H245V55H244ZM39 54V55H38ZM43 54V55H42ZM208 54V55H207ZM139 55H140V52H139ZM207 55V56H206ZM215 55H217V56H215ZM221 57H220V56ZM31 57V58H28V57ZM46 57V58H43V57ZM175 56V57H174ZM245 58H243V57ZM204 57H205V60H204ZM260 57H261V59H260ZM9 58V56H4V58H3V60L4 61H6L7 59ZM33 58V59H32ZM49 58V57H48ZM89 58V57H88ZM88 58H86V56H85V54L83 55V57H82V59H86V61H89L90 60V58L88 59ZM39 59V60H38ZM44 59V60H43ZM155 59V58H154ZM175 59H177V60H175ZM213 59H215V60H213ZM207 60H208V62H207ZM243 62H242V61ZM203 61H205V62H203ZM211 61V62H210ZM250 61H252V60H250ZM173 62H175V65L173 64ZM210 62V63H209ZM214 62V63H213ZM248 62V61H247ZM245 62L246 64H248V63H251V62ZM259 62H260V67H259ZM39 63L44 67V72H45V75L49 72L48 70L49 69H47V66H44V62L42 63V62H40L39 61ZM66 63H68V61H66L65 63H62V64H66ZM187 63V64H186ZM200 63V64H199ZM208 63V64H207ZM220 63V64H219ZM241 63V64H240ZM262 63V64H261ZM61 64V65H62ZM211 64V65H210ZM218 64V65H217ZM244 64V63H243ZM169 65V66H168ZM214 65L216 66V68L214 67ZM255 65V64H254ZM208 66H209V68H208ZM24 67V66H23ZM171 67V68H170ZM240 67V68H239ZM63 68L65 69V71L62 69V67L60 68V72L63 70V72H61L60 74L59 73H57V72H54V73H52L53 74V76H54V78L55 79H57L58 80V78H60L59 76H61V74L62 75H64L63 77L61 76V80L64 82L66 79H67V77H68V75H67V73H65V72H67L66 71V69L67 70H69L70 69V67H68L67 65L64 67L63 66ZM174 68V69H173ZM211 68V71L209 70ZM22 69V71L20 70V72H19V69H18V71H17V74H15L16 73V70H15V72H14V74H15V76L14 77H19V75H21V77H19L18 79H23V76H24V72H23V69L24 68H21ZM74 69H75V72H77V74L79 73L80 75H79V77L81 76V72H79V70H78V66H75L74 67ZM167 69V70H166ZM203 69V70H202ZM214 70H216V73H215V71L213 72ZM206 71H207V73H206ZM19 72V73H18ZM164 72H166V73H164ZM188 72V73H187ZM204 72H205V74H204ZM210 72V73H209ZM213 72V76H210V74ZM219 72V73H218ZM241 72H244L245 74L244 75H242V73ZM55 73H56V75H55ZM203 73V74H202ZM215 73V74H214ZM19 74V75H18ZM76 73L74 74V82L73 83H75V81L76 82H78L77 80H76V76L75 75H77ZM164 74V75H163ZM166 74H168V75H166ZM171 74H173V77L171 76ZM183 74V75H182ZM199 74V75H198ZM202 74V75H201ZM208 74V75H207ZM217 74H219V75H221V76H219V75H217ZM57 75H59V76H57ZM175 75V76H174ZM215 75H216V77L218 76L219 78H221L222 79V81L217 77L216 79H215ZM261 75V76H260ZM165 76V77H164ZM176 76H178V77H176ZM180 76V77H179ZM197 76H199V78L197 77ZM57 77V78H56ZM205 77V78H204ZM208 77H209V79L210 80H208L207 81V79H208ZM212 77H214L213 79L214 80H220V83H219V81H218V83H216V81H214L213 79H211ZM248 77V78H247ZM179 78H181V79H179ZM234 78V79H233ZM261 80H260V79ZM54 79V80H55ZM162 79H163V81H162ZM201 79V80H200ZM237 80V79H243V83H245V84H247V85H238V86H234L235 85V82H233V80ZM57 80H55L56 82H57ZM96 80H97V78H96ZM159 80V81H158ZM168 80H170V81H168ZM173 80H174V82H173ZM204 80V81H203ZM232 80V81H231ZM248 82H247V81ZM259 82H258V81ZM98 81V80H97ZM197 81H199V82H197ZM202 81V82H201ZM209 83H207V82ZM157 84H156V83ZM159 82V83H158ZM211 82V83H210ZM214 82V84H212ZM229 82V83H228ZM250 82V83H249ZM255 82H257V83H255ZM199 83L201 84V85H199ZM202 83H203V85H202ZM254 83H255V86H254ZM178 84V85H179ZM196 84V85H195ZM210 84L212 85V87L210 86ZM218 84V86L216 87V85ZM219 84H221L220 86H219ZM252 84V85H251ZM260 85V86H262L261 88H262V92H259L257 95H259V97L258 96H254V99H253V101H255V102H251L250 103V105L252 104V105H254L255 106V108H254V110H253V112H255V113H253L252 114V117H251V120H248V117H244L243 116V114H244V112H245V110H243L242 108H244V109H246V107H247V104L249 103V101H250V99H248L250 96H252V94H251V92H252V90L254 89V88H256V85ZM159 85V86H158ZM199 85V86H198ZM207 86V87H209V90H208V88L206 89V88H204L205 86ZM213 85H215L214 87H213ZM258 85V88L260 87ZM180 86V85H179ZM186 86V87H185ZM198 86V87H197ZM241 87V89H240V87ZM244 86V87H243ZM248 87V90H247V88H245V87ZM190 87H191V89H190ZM203 87V88H202ZM231 87V88H230ZM252 87V88H251ZM254 87V88H253ZM197 88V89H196ZM212 88V89H211ZM219 88V89H218ZM231 89V91L233 92V95H231V97H230V95H228V96H226L225 95V91L227 90V89ZM245 88V89H244ZM193 89V90H192ZM200 89V92L198 91ZM201 89L206 93V95H205V93L203 92V91H201ZM211 89V90H210ZM217 89H218V91H217ZM188 90V91H187ZM189 90L192 92V95L190 94V92H189ZM206 90H207V92H206ZM241 92H240V91ZM243 90H245L244 92H245V95H246V97H244L245 95H242V97H243V99L245 100V98L247 99V101H246V103H244V101H243V99H242V97H241V95L240 94H244V92H242ZM246 90L248 91V92H246ZM249 90H251V91H249ZM210 91V92H209ZM221 91H222V93H221ZM185 92L187 93V94H185ZM195 92H199L200 94H197V93H195ZM203 94H202V93ZM215 92V93H214ZM214 93V94H213ZM238 93V94H237ZM235 94H237V97L235 98L234 97V95ZM247 94H250L249 96H247ZM187 95V96H186ZM189 95H190V97H189ZM201 95H203L201 98H199ZM194 96H195V98L197 99V101H196V99L194 98ZM205 96V97H204ZM209 98H208V97ZM223 96V97H222ZM234 98H233V97ZM220 97V98H219ZM258 97V98H257ZM213 98V100H211ZM231 98H233L232 99V101H230V99ZM184 99V100H183ZM201 99V100H200ZM208 99H210V100H208ZM226 99V100H225ZM239 99H241V100H239ZM6 100H7V102L9 101L7 98H5V99H3L2 100V103H7L6 102ZM195 100V101H194ZM200 101V102H199ZM202 101V102H201ZM239 101H242L243 102V105L241 106V104H242V102H239ZM257 101V102H256ZM196 102V103H195ZM224 102H225V105H224ZM227 102L229 103H231L232 104V107H233V110H232V112L230 111V109H232V108H230L229 109V111L227 110L228 109V107H227ZM15 103H17V104H21L22 103V101L20 102V99H16L15 100ZM122 105H124V103H123V100H121V102H120ZM192 103H194V104H192ZM204 103V104H203ZM194 106H192V105ZM196 104H199V105H196ZM205 104H206V106H205ZM223 104V106H221ZM231 104H229V106L231 107ZM245 104H246V106H245ZM197 107H196V106ZM203 105V106H202ZM239 105H240V108H239ZM24 106V105H23ZM22 106V107H23ZM125 106V105H124ZM226 106V107H225ZM58 106H56V107H52L53 109H58L57 108ZM128 109H127V108ZM193 107V108H192ZM196 107V108H195ZM217 107H218V110H217ZM125 108L127 109V110H130L129 109V106H125ZM201 108V109H200ZM216 108V109H215ZM223 108L225 109V110H227V111H225V110H223ZM236 108H238V109H236ZM261 108V109H260ZM198 111H197V110ZM207 109V110H206ZM109 110H112V111H115V108H110L109 107ZM206 110V111H205ZM215 110H217L218 112V114H220V115H217L218 117H216V115H215ZM219 110H220V112H219ZM242 112H241V111ZM257 110V111H256ZM57 111H62V112H64L65 110L63 109V108H59ZM196 111V112H195ZM201 111H204L202 114H201ZM215 111V112H214ZM238 112V114H237V112ZM240 111V112H239ZM200 112V113H199ZM226 112V113H225ZM228 112H230L231 114H234V115H231L230 113L228 114ZM236 112V113H235ZM182 113V114H181ZM187 113V114H186ZM196 113H198L197 115H196ZM181 114V115H180ZM190 114H192V116L190 115ZM199 114H201V115H199ZM226 114H228V116H226ZM237 114V117L238 118H236V115ZM259 114V115H258ZM196 115V116H195ZM229 115L230 116H233L234 117V119H233V117L231 118L232 120H230L229 119ZM243 117H242V116ZM166 116V117H165ZM170 116V115H169ZM180 116V117H179ZM184 116V118L185 117H187L186 119H185V123L183 124V123H180L181 125H177V121H178V119L179 120H181V118ZM199 116V117H198ZM216 117L217 119H220V121L218 120V122H220L219 124H220V126H212V122L211 121H209V120H213V119H211V117L212 118H214V117ZM220 116V117H219ZM226 116V117H225ZM160 117H162V119L160 118ZM164 117V118H163ZM260 118L259 119V123L260 124H258V122H256V121H258V119L257 120H255L256 118ZM21 116H12V118H11V121H12V124L13 125H11V127H9L7 130H6V128L5 127H3V128H1V132L2 133H4L5 132V130H6V132H7V137L6 138H3V141H2V144L0 143V145L2 146V147H10V145H12V147H13V149L17 146V148H15L13 151H14V155H17L16 156V158L18 157V156H24V155H26L27 156V163H26V167H27V171H25V172H29V171H33V170H35L36 168H37V165L40 163L39 161V155H41V153H42V155L44 156L45 154L44 153H46V151H47V149H46V147H47V145H48V142H49V139H50V137H52L55 133L53 132V131H47L46 133H42L41 134V136H42V140H41V144H40V146H39V149L40 150H33L34 148H35V146H38L39 145V143H38V141H39V138L41 137V136H39V138H38V140H36L37 141V143H36V141H35V143L31 146V147H29V150H26L25 151V153L23 152V145H22V143L20 144V147H19V141H17V140H19L20 139V137H21V135H22V133H24V131H25V133L24 134H29V132H27V129H26V127H28V125L29 124H26V123H24V121H22L23 120V118H21ZM205 118V119H204ZM117 119V121L120 123V121H119V119L118 118H116ZM159 119V120H158ZM166 119V120H165ZM201 119V120H200ZM235 119L237 120V119H239L237 122H239V124L238 123H236L235 122ZM246 119L249 121L248 123L247 122H245L246 121ZM250 119V118H249ZM21 120V121H20ZM160 120H161V122H160ZM214 122H216V123H213V124H217L218 125V122H217V120L214 118ZM229 120H230V122H229ZM18 121V122H17ZM56 121H58V120H56ZM156 121V122H155ZM198 121V123H200V125L198 124V123H196ZM200 121V122H199ZM31 122L32 123H35L36 122V120H31ZM125 122V121H124ZM169 122V123H168ZM178 122H180V121H178ZM182 122V121H181ZM189 122V123H188ZM233 122V123H232ZM236 123V125H234L235 123ZM245 122V123H244ZM163 123V124H162ZM167 123V124H166ZM209 123L211 124V128L213 129L214 128V130H209L208 128H210L209 126ZM230 123H231V125H230ZM243 123V128H242V126H240L241 127V130H240V128H238L239 127V125H241ZM170 124V125H169ZM197 124V125H196ZM208 125V127L207 126H205L204 127V125ZM233 124V125H232ZM237 124H238V127H236L237 126ZM246 124V127L244 126ZM21 125V126H20ZM229 125L230 126H233L231 129L229 128ZM249 125V126H248ZM16 126H17V128H16ZM148 126H149V128H148ZM155 126V127H154ZM165 128H163V127ZM170 126H171V128H170ZM172 126H174V127H172ZM197 126V127H196ZM235 126V127H234ZM258 126H260V127H258ZM150 127H151V129H150ZM167 127V128H166ZM196 127V128H195ZM248 127H249V129H248ZM263 127V128H262ZM163 128V129H162ZM194 128V129H193ZM200 128V129H199ZM207 129V130H205V129ZM216 128H218L217 130H216ZM246 128V129H245ZM21 129V130H20ZM23 129V130H22ZM52 129H55V128H52ZM168 129H171V130H168ZM198 130V132H197V130ZM221 129V130H220ZM237 129V130H236ZM247 131H245V130ZM230 130V131H229ZM232 130H233V132H232ZM239 130V131H238ZM29 131H30V128H29ZM165 131H163V132H165ZM214 131V132H213ZM217 133H216V132ZM53 132V133H52ZM170 132V133H169ZM219 132H220V134H219ZM238 132V133H237ZM240 132H242V133H240ZM191 133V134H190ZM263 133V134H262ZM51 134V135H50ZM58 133H56L55 135H54V137H52V139H50V140H54V141H58V138H59V134L57 135ZM188 134H190V135H187ZM193 134V135H192ZM16 136V138H15V143L11 140V136ZM232 135V136H231ZM203 137H205V138H203ZM227 137H229V138H227ZM231 137V138H230ZM232 137L234 138V139H232ZM55 138V139H54ZM181 139V142L183 143L182 145H180L181 144V142H179V140ZM183 138H185V140L183 139ZM187 138H190V139H188L189 141H190V143H189V147H186L187 146V142H188V140H187ZM168 139H170V141L168 140ZM172 139V140H171ZM201 139H203L202 140V142L203 141H209V143H212L213 145H214V148H212L213 147V145H210L208 142V144H206L205 146L207 147H203L202 146V143H201ZM176 140V141H175ZM184 140V141H183ZM225 140V141H224ZM237 140H238V142H237ZM244 140V141H243ZM186 141V142H185ZM212 141V142H211ZM215 143H214V142ZM225 142V143H222V142ZM236 141V143L234 144V142ZM242 141V142H241ZM44 142V143H43ZM231 142H232V145H231ZM244 142L246 143V144H244ZM5 143V144H4ZM18 143V144H17ZM165 143V144H164ZM186 143V144H185ZM255 143V142H254ZM260 143H263L264 144V141H261ZM158 144V145H157ZM163 144V145H162ZM169 144V145H168ZM201 144V145H200ZM223 144H226L225 146H223ZM252 144V145H251ZM145 145V146H144ZM185 145V146H184ZM209 145V146H208ZM216 145H218V146H216ZM228 145V146H227ZM235 145V146H234ZM258 145H259V143L258 144H256L255 145V149L258 147ZM15 146V147H14ZM167 146V147H166ZM182 146V147H181ZM201 146V147H200ZM217 148H216V147ZM220 146H222V147H220ZM257 146V147H256ZM33 147V148H32ZM142 147V148H141ZM174 147V148H173ZM176 147H178V148H180L181 147V149H178V148H176ZM185 147V148H184ZM208 147H209V150H208ZM232 147V148H231ZM234 147V148H233ZM20 148V149H19ZM163 148V149H162ZM177 150H176V149ZM198 148V149H197ZM211 148V149H210ZM184 149V150H183ZM192 149H194V151L192 150ZM204 149V150H203ZM220 151H219V150ZM231 149V150H230ZM235 149V150H234ZM244 149V148H243ZM246 149H250V147L249 148H246ZM161 150V151H160ZM196 150V151H195ZM202 150V151H201ZM217 150V151H216ZM222 150V151H221ZM2 151H3V148H2ZM138 151V152H137ZM140 151H142V152H140ZM157 151H159V152H157ZM175 151V152H174ZM176 151H177V154H176ZM191 151V152H190ZM197 151L199 152V153H197ZM215 151H216V153H215ZM35 152V153H34ZM168 152V153H167ZM186 152H190L188 155H187V157H186ZM200 152H202L203 153V158L202 157H200L201 156V153ZM205 152H206V154H208L209 153V155H206L205 154ZM210 152H211V154H210ZM214 152V153H213ZM218 152V153H217ZM16 153H18V154H16ZM32 153V155H30ZM140 153V154H139ZM154 153V154H153ZM159 153L161 154V155H159ZM194 153V154H193ZM24 154V155H23ZM147 154H149L148 155V157L146 158L145 156H147ZM156 154H158V156L156 155ZM168 154V155H167ZM183 154L185 155V157L183 156ZM192 154H193V156H192ZM219 154V155H218ZM222 154V155H221ZM41 155V156H42ZM144 155V156H143ZM177 155V156H176ZM195 155H197V156H195ZM200 155V156H199ZM211 155V156H210ZM31 156V157H30ZM34 156H35V158H34ZM210 158H209V157ZM216 157V160H215V158H213V157ZM224 156V157H223ZM38 157V158H37ZM144 157V158H143ZM157 157H158V160H157ZM192 157H194V158H196L197 160H196V163L192 166V164H191V166H189L188 164H185L186 163V159L188 160V159H192ZM207 157V158H206ZM234 157H236V156H234ZM153 159V160H156V162L154 163L153 162V160L151 161V159ZM203 159V161L201 160V159ZM205 158H206V160H205ZM211 158H212V160L213 161H211ZM225 160H224V159ZM142 159V160H141ZM147 159H149V161H147ZM199 159V160H198ZM13 160V159H12ZM17 159H15V161H16ZM206 162H205V161ZM207 160H208V162L210 161V162H212V163H216L215 165H212V167H211V163L209 162V164H208V162H207ZM217 160H219V161H217ZM34 161V162H33ZM36 161V162H35ZM54 161V160H53ZM147 162V163H145V162ZM151 161V162H150ZM180 161V160H179ZM218 163H217V162ZM28 162H31V164H29ZM139 162V163H140ZM150 162V163H149ZM170 162H171V160H170ZM185 162V163H184ZM199 162V163H198ZM203 162V163H202ZM223 162V163H222ZM33 163V164H32ZM206 163V164H205ZM255 163V164H254ZM149 164H150V166H149ZM197 164V165H196ZM253 164V165H252ZM169 165V166H168ZM188 165V166H187ZM200 165V166H199ZM204 165V166H203ZM32 166V167H31ZM35 166V167H34ZM168 166V167H167ZM172 166H174V167H172ZM208 168V170L206 169V167ZM253 166H255V167H253ZM30 167V168H29ZM200 167H201V169H200ZM203 167H205V169L203 168ZM211 167V168H210ZM31 168H33V170L31 169ZM169 168V169H168ZM181 168H182V170H181ZM185 168V167H184ZM197 169V170H195V169ZM199 168V169H198ZM203 168V169H202ZM248 168V169H247ZM31 169V170H30ZM192 169V171H194L193 173H191L190 174V172H192V171H190ZM194 169V170H193ZM263 169V170H262ZM167 170H169L170 172V174L167 172ZM173 170V171H172ZM178 170H180V171H178ZM183 170H184V172L186 173V172H188L190 175H187V173H186V175L184 174V172H183ZM203 170H204V172H206V173H201V171L203 172ZM205 170H207L208 171V173H207V171H205ZM258 170V171H257ZM260 170H262V172L260 171ZM197 173H196V172ZM212 171V172H211ZM218 171H220L219 172V174L217 175V172ZM244 171H245V173H244ZM249 171V172H248ZM40 172L43 174L44 172L42 171V170H40ZM39 172V170H37L36 171V173H37V176L35 175V177H33V175L31 176V175H27V176H24L23 175V178H25V177H27L28 179H34L35 180V182L36 183H32V182H34V180H32L31 182H28V181H30V180H28L27 178H25V179H23L22 180V182H24L23 183V188H25V187H27V188H25V189H28V187H29V190L28 191H30L31 189H32V187L31 186H29V185H34V188L36 187V189L38 190H36V195H37V200L38 201H36V203L33 205V214H34V216H33V218L31 219V221L33 222V223H37L38 221H39V218H40V220H42V218H43V216H44V214H45V212L48 210L47 208H50V206L48 207L47 205H49V204H51L52 205V203H54V200H56V198L55 197H57L58 196V193L60 194V193H62L63 192V190H64V188H62L63 186H62V179H63V175L61 176V175H59V174H57V175H55V178L51 175V178H53V179H55L54 180V182H53V179H52V181L51 182H53L54 184H55V187H54V184L53 183H51L52 185V188H50V190H49V188H47L46 186L48 185V183H46L45 181H42L41 182V180L42 179H44L43 177V175L42 174H39L40 173ZM173 172V173H172ZM181 174H179V173ZM209 172H210V174H209ZM228 172V173H227ZM259 172V173H258ZM9 173H10V176H13L14 175V173H15V170H14V172H13V170L12 169H7V174L6 175H4V176H2V179L3 178H5V180L4 181H2V182H4V184L2 185V186H4V188H6L5 187V185H6V183H7V181L8 182H11V180H12V178H14V177H10L9 176ZM174 173H176V174H174ZM185 175H183V174ZM200 174V175H197V174ZM214 173V174H213ZM251 173V174H250ZM121 174V175H120ZM168 174V175H167ZM203 174V175H202ZM206 174V175H205ZM225 174H227V175H225ZM230 174V175H229ZM233 174V175H232ZM245 174V175H244ZM257 174V175H256ZM258 174H260V175H258ZM193 175L194 176H196V177H198V178H195V177H193ZM215 175H217V176H215ZM247 175H249V176H247ZM250 175H252V176H250ZM120 176V177H119ZM182 176V177H181ZM206 177L205 179H204V177ZM212 176H215L214 178H211ZM233 176V177H232ZM247 176V177H246ZM261 176V177H260ZM8 177H9V180H8ZM31 177H33V178H31ZM39 178V182L37 183V180L36 179H38ZM42 179H41V178ZM62 178V179H60V178ZM115 177V178H114ZM165 177V178H164ZM168 177V178H167ZM169 177H171L170 179H169ZM178 177L180 178H185V179H189V177H190V179L188 180L190 183H188L187 184V182H185V183H179L178 182ZM187 177V178H186ZM193 177V178H192ZM225 177V178H224ZM228 177V178H227ZM230 177H232V178H234L235 177V179H237V183H233V184H228L229 183V181H230ZM240 177V178H239ZM255 177V178H254ZM257 177V178H256ZM58 178V179H57ZM69 178V177H68ZM120 178V180H118V179ZM163 178V179H162ZM200 178H203V179H201L202 180V185H204V187H203V189H202V192H200L201 191V184H199L200 186H198V188H197V190H199V194L200 195H197L196 193L194 194L193 193V189H192V187L193 186H191L190 184L192 183V185H196L197 184V182H198V180L197 179H199L200 180ZM226 178H227V181H226ZM60 179V180H59ZM69 179H71V178H69ZM172 179H173V181H172ZM176 179V180H175ZM195 180L196 181V183H193L194 181L193 180ZM225 179V183H223L224 181H221V180H224ZM252 179L254 180V181H252ZM27 181V184L25 183V181ZM124 177H123V173L121 172H119V174L118 175H113V177H110V179H109V183H106V188H107V186H109V190H113V189H115L114 187H116L117 186V184L120 182L121 183V187H122V183L124 182ZM169 182H168V181ZM201 180L198 182V183H200L201 182ZM206 180H207V184H205L206 183ZM216 180H219L218 181V183H219V185L220 184H222V185H220L219 187V190L221 189V190H223V187H224V192L226 191V193H225V195H227L226 197H225V199H226V201L225 202H222V203H217L216 201H217V195L218 194H220V192L219 191H217V192H209V190H208V194L207 195H203L202 196V194H203V190L204 189H206V187L209 185V182H211L212 183V190H213V187L215 186V187H217L216 185H218V183H216L217 181ZM256 180V181H255ZM61 183H60V182ZM112 181V182H111ZM167 181V182H166ZM171 181V182H170ZM204 181H205V183H204ZM213 181H214V183H215V185H214V183H213ZM216 181V182H215ZM57 182H58V184H57ZM108 182V181H107ZM175 182V183H174ZM221 182V183H220ZM227 182V183H226ZM39 183H41V184H39ZM241 183V184H240ZM11 184V183H10ZM36 184V185H35ZM44 184V185H43ZM60 184V185H59ZM235 184H236V186H235ZM40 185V186H39ZM58 185V186H57ZM183 185V186H182ZM226 185H227V187H226ZM246 185H247V187H246ZM42 186H43V188H44V190H42L43 188H42ZM175 186H178L177 188H175ZM187 188H186V187ZM232 186V187H231ZM256 186V187H255ZM62 189H61V188ZM171 187V188H170ZM173 187V188H172ZM182 187V188H181ZM191 189H190V188ZM241 187V188H240ZM39 188V189H38ZM54 188H55V190H54ZM167 188V189H166ZM178 188H180V189H178ZM230 188H233V189H230ZM167 191H166V190ZM169 189H172L171 191L169 190ZM174 189V190H173ZM186 189H188V191L186 190ZM227 189V190H226ZM48 190H49V192H48ZM165 190V191H164ZM169 190V191H168ZM190 190V191H189ZM211 190V191H212ZM233 192H232V191ZM248 190V191H247ZM252 190V191H251ZM42 191V192H41ZM176 193H175V192ZM180 191H181V194H180ZM186 192V194H185V192ZM251 191V192H250ZM38 192V193H37ZM71 192H73V191H70L69 193L71 194ZM120 194H119V193ZM117 192V194H116V192L115 193H113L114 195H115V198H114V195L112 196L113 197V201H110V200H107V199H105V196L106 195H104L103 194V196L100 194L99 195V205H101V207H99V211L97 212H93V213H91V217L89 218V219H87L85 222H84V229L83 230H80V231H77V232H75V233H73V234H71V239H70V241L71 242H69V245H70V249L73 251V252H76V251H78L79 249H80V247H81V245L83 244V241L84 240H86L87 241V247L89 248V249H93V248H95L96 247V243H97V245H99L98 247V254L99 255H101L100 257H99V255H98V257L100 258V259H102L103 260V262L106 264H114V262H113V259L114 258H116V255L118 254L119 255V253H122V252H120V250L122 251V250H124V251H126L127 249H129L130 248V246L132 245V244H130L131 243V239L133 238V237H135L134 236V234H136V232L132 229V227H133V225L135 226V224L133 223L132 224V222L131 221H129L128 220V215L129 214H127V213H125V212H123V210L122 209H120L119 207L120 206H116L115 204H116V198H119L120 196H121V192L120 191H118ZM166 192V193H165ZM232 192V193H231ZM255 192V193H254ZM8 192H6L5 193V195H7L8 196V194H7ZM20 193H24V191L22 190ZM45 193H46V195H45ZM155 193V194H156ZM173 193H175V194H173ZM210 193H212V195L214 196V198L213 197H211L212 195L210 194ZM228 193V194H227ZM231 193V194H230ZM237 193V194H236ZM241 195H240V194ZM249 193H251V195L249 194ZM164 194L162 193L161 194V196L160 197H162L161 199H167V197L166 198H164L163 196H164ZM188 194V195H187ZM239 194V195H238ZM246 194V195H245ZM5 195H3V196H5ZM42 195V196H41ZM45 195V196H44ZM112 195V194H111ZM120 195V196H119ZM184 195V196H183ZM191 195H194V196H192V199L191 198H189ZM196 195V196H195ZM211 195V196H210ZM216 195V196H215ZM235 195V196H234ZM257 195H259V196H257ZM43 196H44V198L46 199H44L43 198ZM50 196H52V197H50ZM181 196V197H180ZM201 196V197H200ZM209 197V198H211V199H209V198H206V197ZM239 196V197H238ZM245 196V197H244ZM253 196H254V198H253ZM50 197V198H49ZM152 197H155L154 195L152 196ZM178 197H180V198H178ZM194 197V198H193ZM230 197V198H229ZM237 197V198H236ZM257 197H259V198H257ZM16 198H18V200L17 199H15V201H13V203L15 202V205L13 206L14 208H12L11 210H9V212H10V215H17L18 217H19V220H21V221H23L24 220V214H23V212L22 211H20V210H18V207L19 206H21V204L23 203V200L21 199V196H20V198H19V196L18 197H16ZM55 198V199H54ZM184 199V201H183V199ZM186 198V199H185ZM200 198H201V200H200ZM232 198V199H231ZM233 198H236V199H233ZM54 199V200H53ZM189 199H191V200H193V201H190ZM196 199V200H195ZM206 199V202H208V203H206L204 200ZM216 199V200H215ZM228 199V200H227ZM231 199V200H230ZM244 199V200H243ZM258 199V200H257ZM16 200H17V202H16ZM43 200V201H42ZM45 200V201H44ZM106 200V201H105ZM199 200H200V202H201V204H202V206H201V204L199 203ZM215 200V201H214ZM233 200V201H232ZM235 200V201H234ZM19 201V202H18ZM101 201H102V203H101ZM181 201V202H180ZM195 201V202H194ZM197 201V202H196ZM212 201V202H211ZM231 201V202H230ZM239 201V202H238ZM38 202V203H37ZM40 202V203H39ZM43 202H45V203H43ZM48 202H50V203H48ZM111 202V203H110ZM160 202V205L162 204V201L160 200L159 201ZM179 202V203H178ZM183 202V203H182ZM238 204H237V203ZM13 203H10V205L9 206H11ZM106 203H108V204H106ZM113 203V204H112ZM188 203V204H187ZM191 203V204H190ZM197 203H198V205H197ZM205 203H206V206L207 205H209V206H207V208H206V206H205ZM210 203V204H209ZM213 203V204H212ZM225 205H224V204ZM229 203H232V205L231 204H229ZM43 204V205H42ZM45 204V205H44ZM155 204V203H154ZM177 204H179V206L177 205ZM181 204V205H180ZM199 204H200V206H199ZM221 204V205H220ZM155 205H157V204H155ZM183 205V206H182ZM223 205V206H222ZM229 205V206H228ZM45 208H43V207ZM104 206V207H103ZM107 206H108V208H107ZM197 206V207H196ZM218 206H220V208L218 207ZM234 206H236V209H235V207ZM103 207V208H102ZM110 207H112L113 209H110L109 210V208ZM116 207H118L117 208V210H115L116 209ZM216 207H217V209H216ZM222 207V208H221ZM16 208V209H15ZM36 208V209H35ZM41 208H42V210H41ZM198 208H201V211L203 212L205 209L204 208H206V210H205V212H203V213H201V211H199L198 210ZM233 208V209H232ZM47 209V210H46ZM119 209V210H118ZM195 209H197L198 211H196ZM214 209H215V211H214ZM224 209V212L222 211ZM238 209V210H237ZM14 210H15V212H14ZM18 210V211H17ZM105 210V211H104ZM108 210V211H107ZM190 210V211H189ZM218 210H220V212H221V214H220V216L219 215H217V213H218ZM230 212H229V211ZM116 211V212H115ZM117 211H118V213H121V215H122V218H121V215H118V213H117ZM134 211V210H133ZM178 213H177V212ZM180 211H182V212H180ZM186 211V212H185ZM187 211H189V212H187ZM211 211V212H210ZM214 211V212H213ZM232 211V212H231ZM234 211V212H233ZM17 212V213H16ZM20 212H22L21 214H20ZM42 212H44V214L42 213ZM111 212V215L110 214H107V213H110ZM114 212H115V215H113L114 214ZM135 212H136V210H135ZM197 212V213H196ZM209 212V213H208ZM212 212L214 213V214H212ZM216 212V213H215ZM107 215H106V214ZM113 213V214H112ZM125 213V216L123 215ZM184 213H188L189 215H188V218L186 217L187 215H185L184 216ZM224 213H225V215H224ZM101 214H103V215H101ZM178 214V215H177ZM183 214V215H182ZM202 214H204L203 216H202ZM211 216H210V215ZM234 214H235V216H234ZM238 214V215H237ZM106 215V216H105ZM167 215H168V217H167ZM193 215H194V217H193ZM198 215V216H197ZM216 215H217V217H216ZM229 215V216H228ZM232 215V216H231ZM110 216L111 217H113V216H115V219L116 220H111V219H114V217L113 218H110ZM171 216V217H170ZM177 216V217H176ZM190 216V217H189ZM204 216H206V217H204ZM210 216V217H209ZM217 218L216 220H214V218L215 217ZM228 216V217H227ZM237 216V217H236ZM102 217V218H101ZM163 217H165V219H163ZM195 217H197V218H195ZM209 217V218H208ZM224 217V218H223ZM233 217V218H232ZM99 218H101V219H99ZM119 218H121V220L118 222V219ZM126 218V219H125ZM167 218V219H166ZM177 218V219H176ZM213 218V223H212V219ZM228 218H229V220H228ZM104 219V220H103ZM105 219H108V221L110 222V223H108V222H106L107 220H105ZM110 219V220H109ZM126 221H125V220ZM191 219V220H190ZM200 219L199 220H197L196 222V225L198 226V222L200 221ZM219 219H220V221H219ZM238 219H239V221H238ZM19 220H16L17 222H12V224H11V226L9 227L11 230L14 228H21V227H23V224H21L20 222L21 221H19ZM98 220V221H97ZM103 220V221H102ZM138 220V223L140 222L141 223V219H136V221ZM179 220V219H178ZM210 220H211V222H210ZM218 220V221H217ZM224 220V221H223ZM225 220H226V222H225ZM231 220V221H230ZM214 221H216V222H218L217 224H215L214 223ZM113 222V223H112ZM118 222V223H117ZM122 222H124V224L122 223ZM125 222H127V224H128V228H123V226L124 227H126V223ZM128 222H130V223H128ZM221 222V223H220ZM230 222V223H229ZM107 223V224H106ZM117 223V224H116ZM211 223L213 224V227L211 226ZM220 223V224H219ZM94 224V225H93ZM101 224V225H100ZM148 224H149V222H148ZM208 224H210V226H208ZM121 225H123V226H121ZM129 225H130V227H129ZM216 225V226H215ZM222 225V226H221ZM224 225V226H223ZM240 225H241V228H239L240 227ZM118 226L121 228H119L118 229ZM221 226V227H220ZM243 226V227H242ZM257 226V228H255ZM94 227V228H93ZM115 227H116V230H115ZM209 227V228H208ZM251 227V228H250ZM259 227H260V225L258 224V225H254V226H249V227H247V229H245V231H243L242 232V235H240L238 238L239 239H241L242 240V238H243V240L242 241H244L245 242V245H244V247H246L247 248V251H246V255H253L254 257H255V261H254V263L255 264H264V246H258L257 244H259L258 242H257V239H258V237H259V234H260V229H259ZM106 228V229H105ZM107 228L108 229H110V230H107ZM219 228H222V232L220 231V232H218L219 231ZM103 229H105L104 231L106 232H104L103 231ZM124 229H127V230H124ZM130 229V230H129ZM132 229V230H131ZM211 229V230H210ZM238 229H240L239 230V232H238ZM250 229V230H249ZM252 229V230H251ZM59 229H57L56 231H58ZM114 230H115V232H114ZM185 230V231H184ZM242 230V231H241ZM95 231V232H94ZM108 231V232H107ZM134 231V232H133ZM215 231V232H214ZM253 231H254V233H253ZM255 231H257V232H255ZM123 233V234H125V235H123L122 234V236H121V233ZM125 232V233H124ZM127 232L129 233V234H127ZM132 232H133V234H132ZM184 232V233H183ZM226 232V234H224ZM230 232V231H229ZM117 233V234H116ZM216 233V234H215ZM24 234V233H23ZM105 234V235H104ZM107 234V235H106ZM131 234V235H130ZM212 234V235H211ZM245 234L248 236H245ZM42 235L44 236V237H46V240L44 241V240H41V239H33L34 241H36V242H39V243H41V242H44V243H41L40 244V246H43V251H42V253L41 252H34V251H27L28 252V255L26 256V258H28V259H31L34 255H35V257L33 258V260H32V262H33V264H39L40 263V261H39V259L37 260V258H38V256L40 255V254H46V253H49L50 255L51 254H54L55 252L58 254L59 252H58V250H60V251H62V249H60V247H57L56 245H54V246H56L57 247V249H56V247L55 248H53L54 246H53V244H52V238H48V240H47V236L45 235V234H43L42 233ZM96 235V236H95ZM108 235H109V237H111V238H109L108 237ZM116 235H119V236H116ZM128 236V238H126V239H124L125 237L124 236ZM188 235V232H187V228L186 229H184V228H181V229H179V233L175 236L176 238H177V243L176 244H174L173 246H174V248H176V247H178L177 245H178V242H179V239H180V237H185V236H187ZM253 235V236H252ZM97 236H98V239H97ZM99 236H101L102 237V241H100V239L101 238H99ZM126 236V237H127ZM133 236V237H132ZM245 236V237H244ZM91 237V238H90ZM104 237V238H103ZM241 237V238H240ZM108 238V239H107ZM117 238V239H116ZM130 238V239H129ZM194 238V240L191 242V244H187V246L184 248V250H183V252H182V254H181V256H182V259H181V261H180V264H202L203 263V257H204V254H208V250L206 249L208 246H211L210 244H212V243H216V242H218V241H220L221 239H219V240H217V241H213V239L211 238V240H210V243H208V242H206L205 240H203V246L202 247H198V248H200L201 249V251H197L195 248L196 247H192L193 246V244L194 243H196V246H198L199 245V241L198 240H196L197 238H200L197 234L193 237ZM234 238H235V236H233L232 237V239H231V237L229 238V240H228V238H225L224 239V246H221V249H222V251H226V254H228L230 251H232V249H233V247H234V244L236 245V246H239V245H241L240 243H235L234 242ZM263 238H264V235H263ZM89 239V240H88ZM231 239V240H230ZM248 239V240H247ZM51 242H50V241ZM92 240V241H91ZM109 240V241H108ZM117 240V241H116ZM127 240H129V242L127 241ZM103 241H105L103 244H102V242ZM115 241H116V244H113V243H115ZM120 242V244H119V242ZM198 241V242H197ZM100 242V243H99ZM110 242V244H108ZM128 244V245H124V246H122L123 244ZM188 242V241H187ZM234 242V243H233ZM99 243V244H98ZM250 243V244H249ZM256 243V244H255ZM44 244V245H43ZM48 244H50L51 246H52V248L48 245ZM105 244H107V245H105ZM119 244V245H118ZM249 244V245H248ZM252 244V245H251ZM48 245V246H47ZM93 245V246H92ZM116 245H118L120 248H122V249H120L118 246H116ZM121 245V246H120ZM230 245V246H229ZM6 248V244H5V241H2L1 243H0V248H3L4 249V251H5V256L6 257H3V252H0V259H1V264H7V262H11V261H14L15 259L14 258H11V256H10V254L8 253V252H10V250L8 249V248H4V247ZM47 246V247H46ZM106 246H108V247H106ZM113 246V247H112ZM45 247H46V249H48V250H46L45 249ZM112 249H111V248ZM126 247H128V248H126ZM249 247V248H248ZM101 248V249H100ZM111 250H110V249ZM118 250H117V249ZM124 248V249H123ZM209 248V247H208ZM263 248V249H262ZM1 250V249H0ZM57 250V251H56ZM107 250H109V251H107ZM115 250V251H114ZM48 251H50V252H48ZM52 251V252H51ZM123 251V252H124ZM26 252V253H27ZM113 252V253H112ZM119 252V253H118ZM228 252V253H227ZM11 253V252H10ZM55 253V255H57ZM14 254V253H13ZM103 254V255H102ZM105 254V255H104ZM225 254V255H226ZM108 255H109V257H108ZM117 255V256H118ZM102 256H104V257H102ZM258 256V257H257ZM14 257H19V259H20V257L21 256H17V255H15L14 254ZM262 257V258H261ZM49 260H51V258L49 259ZM190 260H195V262L194 263H190ZM35 261H36V263H35ZM39 263H38V262ZM107 261V262H106ZM112 262V263H111ZM25 264H30V263H25Z\"/></svg>",
    "mask_w": 264,
    "mask_h": 264
}]
</instances>
